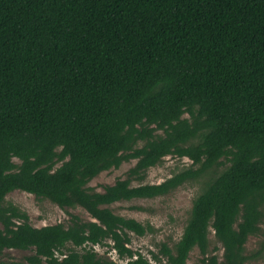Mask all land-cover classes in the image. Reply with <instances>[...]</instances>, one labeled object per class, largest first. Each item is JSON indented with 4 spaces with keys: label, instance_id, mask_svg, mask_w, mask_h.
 Wrapping results in <instances>:
<instances>
[{
    "label": "trees",
    "instance_id": "trees-1",
    "mask_svg": "<svg viewBox=\"0 0 264 264\" xmlns=\"http://www.w3.org/2000/svg\"><path fill=\"white\" fill-rule=\"evenodd\" d=\"M168 156L190 163L145 183ZM200 180L180 238L132 250L154 229L110 206ZM14 191L68 220L32 226ZM263 223L264 0H0V255L33 252L0 264H117L101 245L124 264H187L195 249L246 264Z\"/></svg>",
    "mask_w": 264,
    "mask_h": 264
},
{
    "label": "rangeland",
    "instance_id": "rangeland-1",
    "mask_svg": "<svg viewBox=\"0 0 264 264\" xmlns=\"http://www.w3.org/2000/svg\"><path fill=\"white\" fill-rule=\"evenodd\" d=\"M186 158L181 160L168 156L165 157L159 166L150 168L147 171L145 183L156 184L170 177L172 172L189 164ZM135 164L130 161L121 164L117 169H111L100 173L88 186L102 191L106 185H113L117 179L125 178L126 172ZM202 181L187 183L164 197L154 199H138L129 202L115 203L110 206L115 214L135 219L143 224H149L154 232L143 237L131 235L130 247L132 250H138L146 257H149L148 251H157L156 245L160 242H166L170 246L176 242L186 224L192 201L200 192ZM6 202L18 206L27 213L29 222L34 227H43L64 223L68 220V214L60 210L56 205L47 200H37L33 195L21 191H14L5 197ZM69 214L77 215L82 219H90L88 214L81 208L68 210ZM1 228V226H0ZM212 242L213 237L211 235ZM107 244H110L107 241ZM213 245L219 247V244L213 242ZM94 250L100 256H106L117 264H124V260H119L108 245L95 246ZM246 254L253 256L254 259L246 264H264V223L261 225V231L257 236L249 237L245 245ZM32 251L4 250L0 255V260H14L26 263L25 258L32 255ZM221 256V251L219 252ZM41 264H46L45 262ZM187 264H202L198 251L193 250L187 261Z\"/></svg>",
    "mask_w": 264,
    "mask_h": 264
},
{
    "label": "built area",
    "instance_id": "built-area-1",
    "mask_svg": "<svg viewBox=\"0 0 264 264\" xmlns=\"http://www.w3.org/2000/svg\"><path fill=\"white\" fill-rule=\"evenodd\" d=\"M112 251H113V250H112ZM113 253L116 254L115 251H113Z\"/></svg>",
    "mask_w": 264,
    "mask_h": 264
}]
</instances>
